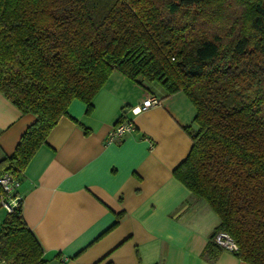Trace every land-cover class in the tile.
<instances>
[{"label": "trees", "instance_id": "16d2710c", "mask_svg": "<svg viewBox=\"0 0 264 264\" xmlns=\"http://www.w3.org/2000/svg\"><path fill=\"white\" fill-rule=\"evenodd\" d=\"M113 71L195 108L173 175L219 219L201 256L214 261L223 231L235 256L264 264V0H0V92L34 117L0 174L19 179L71 101L89 112ZM44 262L20 200L0 226V264Z\"/></svg>", "mask_w": 264, "mask_h": 264}, {"label": "crops", "instance_id": "0c3cea01", "mask_svg": "<svg viewBox=\"0 0 264 264\" xmlns=\"http://www.w3.org/2000/svg\"><path fill=\"white\" fill-rule=\"evenodd\" d=\"M152 84L113 71L92 109L71 101L30 159L16 193L43 264H251L224 249L212 262L201 256L219 219L173 175L192 144L184 127L197 128L195 108ZM148 95L159 103L131 113ZM121 118L135 131L106 144ZM33 121L0 92V158Z\"/></svg>", "mask_w": 264, "mask_h": 264}, {"label": "built area", "instance_id": "2783aa9c", "mask_svg": "<svg viewBox=\"0 0 264 264\" xmlns=\"http://www.w3.org/2000/svg\"><path fill=\"white\" fill-rule=\"evenodd\" d=\"M159 100L154 95H148L143 99L140 105L134 106L130 108V112L133 114L140 113L141 111L157 105ZM135 131V125L130 120H124L115 124L112 129L109 131L105 143H116L127 134L133 133ZM19 185V179L14 177L11 173L5 172L0 174V187L2 189V195L0 197V205L2 208L10 212L15 207H17L18 202L21 200V197L16 193V189ZM215 242L220 245L224 250L229 252H233L237 250V245L233 241V239L223 231L218 232L215 235Z\"/></svg>", "mask_w": 264, "mask_h": 264}, {"label": "rangeland", "instance_id": "374dc122", "mask_svg": "<svg viewBox=\"0 0 264 264\" xmlns=\"http://www.w3.org/2000/svg\"><path fill=\"white\" fill-rule=\"evenodd\" d=\"M146 83H149V82H144L143 84L145 85ZM152 83H154L152 85H155V84L158 83V81H153ZM5 213H6V211L1 206L0 207V226H1L2 220H3L4 216H5Z\"/></svg>", "mask_w": 264, "mask_h": 264}]
</instances>
